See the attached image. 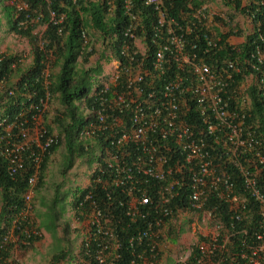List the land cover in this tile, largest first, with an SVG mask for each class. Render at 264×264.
Here are the masks:
<instances>
[{
	"label": "built area",
	"instance_id": "1",
	"mask_svg": "<svg viewBox=\"0 0 264 264\" xmlns=\"http://www.w3.org/2000/svg\"><path fill=\"white\" fill-rule=\"evenodd\" d=\"M172 1L144 0L154 14L145 39L137 34L141 22L133 1L118 0L127 21L110 75L93 88L92 108L79 133L83 139L101 138L102 159L79 203L87 205L89 219L99 225L85 240L79 261L60 264H158L167 233L181 217L200 220L186 226L194 239L186 256L175 263L187 264L194 257L195 264H224L219 252L226 250L234 226L225 227L216 203L206 207L210 199L225 203L231 219L258 216L262 231L255 233L249 254L241 256L247 264L264 262V192L258 186L264 136L246 124L252 108L250 86L264 102V13L255 25L234 8L235 19L207 4H188L190 18L182 23L169 15L166 4ZM104 2L112 12L116 0ZM26 6L17 2L18 9ZM239 14L247 24L238 23ZM239 29L243 33L236 34ZM253 32L249 58L210 60L225 45L236 50ZM53 142L54 137H48L41 151ZM22 149L13 145L2 150L11 176L24 168ZM35 181V174L29 176L31 186ZM182 192L188 205L177 207L175 213L170 204ZM29 199L27 193L25 200ZM114 213L118 220L127 219L126 227L141 225L125 245L118 237ZM207 219L216 223L209 242L198 238L207 236L200 227Z\"/></svg>",
	"mask_w": 264,
	"mask_h": 264
},
{
	"label": "trees",
	"instance_id": "2",
	"mask_svg": "<svg viewBox=\"0 0 264 264\" xmlns=\"http://www.w3.org/2000/svg\"><path fill=\"white\" fill-rule=\"evenodd\" d=\"M5 1L0 0L2 7L0 21L5 20L11 32L27 39L28 51L32 53V62L29 66L23 67L25 70H22L21 53L0 51V83L2 87V91H0V263L4 261L6 263L11 256L13 245L7 240L9 229H12L13 234L18 236L21 241H26L28 244H32L40 238L33 233L32 216L25 215L24 194L30 189L36 192L44 183L50 155L61 144L64 145L66 156L62 172L65 173L73 166L74 158L85 153L77 135L81 126L86 122V115H84L85 112L81 105L78 104L82 100L86 102L85 104L93 103L94 96L89 97L92 85L94 83L99 86L103 85L102 80L99 79L103 74L101 59L110 60L107 51H111L114 56L117 55L115 48L127 21V16L123 15L119 2L116 3L113 12L108 13L101 0H77L75 4L70 0H49L48 2L23 0L27 4V8L21 10L16 9L14 5H5ZM132 1L133 11L138 14L141 22V28L137 30V34L139 37H147L154 21L152 8L144 5V0ZM260 1L264 2V0H226V4L239 11L244 17L248 15L251 18L250 24L256 25L257 20L261 19L264 13V5L259 4ZM202 2L201 0H173L166 6L170 16L184 23L183 21L190 18L191 9L188 4L198 7ZM49 9L62 13V21L53 23L50 20ZM244 22L243 25L247 24V21ZM43 24L45 29L38 36L34 30L38 25ZM83 32L87 35V44L83 41ZM241 33L242 30L239 29L236 34ZM227 35L223 36V39ZM255 36V32L246 35L244 42L236 50H231L226 45L223 46L210 60L218 63L223 56L249 58L248 54ZM99 40L102 47L98 48L96 44ZM96 54H98V59L93 65L79 66L80 63L87 64L90 58ZM47 64L51 68H57V72L46 75L44 69ZM15 74H18V79L16 82H12L11 78ZM236 80L240 82L242 76L238 74ZM248 94L252 100V108L249 111L250 115L246 119V124L256 126L257 133L262 132L264 136V102L255 86L249 87ZM48 96L52 99L57 98L61 105L62 110L56 113L52 121L60 129L61 137L58 143L50 146L44 154H41L37 146L34 143L25 142V138L26 134L32 131L36 118L42 114L43 102ZM43 127L46 134H50L52 129L49 123L46 122ZM14 144H22L24 147L22 156L25 165L17 175L11 176L7 172V160L1 151L5 145L12 146ZM92 151L93 149H90L88 153L90 158ZM37 155L40 156L38 166L34 159ZM92 162L91 158L90 164ZM259 168L258 186L264 192V166ZM33 174H36L37 181L35 185L31 186L28 183V178ZM235 179L238 181L237 177ZM240 188L241 185H239ZM58 202L59 195L56 193L50 201L51 205H49L50 203L46 204L45 219L42 220L41 213L37 214L40 219L38 227L45 229L55 239H57L56 223L60 215V210L55 209ZM39 203L42 206L45 205L46 201L43 196L40 197ZM215 203L218 205L217 214L223 220L225 227L234 226L233 231H230V233L233 232V235L230 234V242H228L226 250L223 249L219 252L220 254L223 252L224 264H247L241 254H249L248 246L254 243L255 233L262 231V227L258 223V216L252 215L245 220L231 219L227 215V205L221 201L210 199L206 207L210 208ZM184 205L188 204L183 192L170 204L175 213L177 207ZM116 215V219L119 218ZM117 222L118 237L125 245L127 237L141 225L132 223L131 226L126 227L127 219H117ZM182 230H184L183 227L175 230L171 226L167 233L170 241L176 242L179 232ZM209 236L201 235L198 238L209 242ZM221 240L222 238L218 239L219 244H222ZM56 249L59 250L56 251L54 260L63 258L65 253L70 251L69 248L68 251L62 247ZM193 253H197L195 248ZM186 262L195 264V258L190 257Z\"/></svg>",
	"mask_w": 264,
	"mask_h": 264
},
{
	"label": "rangeland",
	"instance_id": "3",
	"mask_svg": "<svg viewBox=\"0 0 264 264\" xmlns=\"http://www.w3.org/2000/svg\"><path fill=\"white\" fill-rule=\"evenodd\" d=\"M203 1L202 4H207L210 9L213 11L223 15L224 17H232L236 18V13L227 8L226 0H201ZM6 5H11L12 1L7 0L4 2ZM2 7L0 6V17L2 15ZM240 15V19L238 21L239 24H243V16ZM43 26L39 25L34 30V32L39 36L43 31ZM97 47L100 46V40L97 41ZM28 42L25 37H21L8 29L7 22L5 20L0 21V51H12L13 53L19 52L21 57V65L22 67H27L31 64V53H28ZM101 49V48H100ZM98 59V54L94 57L90 58V61L87 64L82 65L80 63L79 66H88L93 65L96 60ZM101 64L103 67V72H108L111 68L110 61L103 58L101 59ZM54 71H56L54 69ZM12 82L16 80L18 74L13 75ZM0 91H2L1 83H0ZM80 106V104H78ZM61 109V105L57 98H53L50 102L46 105V113L44 118L38 119L35 128L26 135V142L27 143H38V129L44 125L46 122L52 127V133L59 134V128L53 124V118L57 112ZM66 150L64 145L62 144L57 148L55 152L50 155L47 169L45 171L44 176V183L41 187L35 192L31 193L30 199V209L31 213L34 212L36 215L41 213L40 216L42 220L45 219V207L46 204H49L51 199H53L54 195L58 193L59 195V202L55 205V209L57 211L60 210V215L57 220V239L50 236V234H45L43 232V236L41 240L35 243L33 246L22 248L16 244L15 238L12 237V241H14L15 246L14 250L12 251V256L6 264H44V259L37 255H41V248L46 245V242L50 240V247L48 248V253L53 257L58 251L56 248L59 247L68 251V248L71 249L76 243L78 238V225L75 221L74 216L68 209L69 205V195L71 190L78 187L85 185L88 181V174L90 171V161L91 158L87 154L78 155L74 158L73 166L66 171L65 173L62 172V166L65 160ZM43 196L44 200L46 201L45 205L42 206L39 201L40 197ZM51 205V203L49 204ZM48 205V206H49ZM38 209V210H37ZM62 209V210H61ZM39 215V214H38ZM33 216V214H31ZM39 220V219H37ZM181 221L182 226L184 228L194 220H200L190 218V217H181L179 218ZM215 222L213 220L207 219L205 224H200L202 231L206 233V235H210V233L215 228ZM196 237V235H195ZM194 234L192 232H187L186 229L183 230L175 245L174 249V258L177 259L179 256L184 258L189 251V244L193 241ZM42 245V247H41ZM56 247V248H55ZM171 252V250L169 249ZM168 253V252H167ZM51 258V257H50ZM172 256H167L165 254L162 258L161 264H169L171 262ZM170 260V261H169ZM52 261V260H51ZM49 262V261H48ZM51 264V263H49Z\"/></svg>",
	"mask_w": 264,
	"mask_h": 264
},
{
	"label": "clouds",
	"instance_id": "4",
	"mask_svg": "<svg viewBox=\"0 0 264 264\" xmlns=\"http://www.w3.org/2000/svg\"><path fill=\"white\" fill-rule=\"evenodd\" d=\"M7 1V0H6ZM5 1V2H6ZM12 1V4L11 5H14L15 7H16V9H18L17 8V2H19V1H22V2H25V1H23V0H11ZM44 1H46V2H48L49 0H44ZM73 4H75L76 2H77V0H75L74 2L72 1V0H70ZM104 4H105V2H104V0H101ZM118 2V0H116V3ZM202 4V3H201ZM200 4V5H201ZM6 5V4H5ZM106 6V5H105ZM227 6V8H230V10L232 9V11H233V7L232 6H229V5H226ZM115 7H116V5H115ZM26 8H27V6H26ZM107 9V8H106ZM18 10H21V9H18ZM114 10V9H113ZM54 12L55 13V16L54 17H52V15H51V12ZM48 12H49V16H50V20L53 22V23H57V22H61L62 21V19H63V14L62 13H57V12H55L54 10H52V9H49L48 10ZM107 12L108 13H112V12H109L108 10H107ZM39 15H41V14H39ZM53 18V19H52ZM216 19V18H215ZM217 20V19H216ZM39 26V25H38ZM41 26H43L44 28H43V30L45 29V25L43 24V25H41ZM37 28V27H36ZM243 31H245L244 29H243ZM243 33V32H242ZM36 34V33H35ZM83 34L86 36V41H85V38L83 37ZM41 35V34H40ZM139 37V36H138ZM141 37H143V36H141ZM145 37V36H144ZM148 37V36H147ZM147 37H145V39H147ZM82 38H83V41H84V43L85 44H87L88 43V40H87V35L85 34V32H83L82 33ZM140 38V37H139ZM242 43V42H241ZM240 43V44H241ZM28 53L30 54L31 52H29L28 51ZM107 56L110 58V64H111V68L109 69V71L108 72H103V74L99 77V79H101L102 80V82H104V81H106L107 80V78H108V76L110 75V72H111V69H112V60L116 57V56H114L113 55V53L111 52V51H107ZM31 62H32V53H31ZM29 66V65H28ZM22 70H25V68H21ZM54 69L56 70V71H54ZM57 68H51L50 66H49V64H47L46 65V68L44 69V72H45V74L46 75H48V74H54L55 72H57ZM14 77V76H13ZM18 79V77L16 78V80ZM16 80L14 81V82H16ZM11 81H12V78H11ZM98 84H96V83H94L93 85H92V87H91V90H90V93H89V97L91 98L92 96H94V92H93V88L95 87V86H97ZM52 99V97H50L49 98V96H48V98L46 99V101L45 102H43V109H42V114L41 115H39L37 118H36V120H35V123H34V126H33V129L35 128V126H36V123H37V121H38V119H40V118H44V115H45V113H46V105L50 102V100ZM86 102H84V100H82L81 101V103H80V105H81V108H82V110H83V112H85V114L84 115H86V118H85V120H86V122H85V124L87 123V120H88V111L92 108V104H90V103H88V104H85ZM84 124V125H85ZM84 125H82L81 126V128L79 129V131H78V135H77V139H78V141H79V143H81V145H82V147H83V149L85 150V153L84 154H87L88 155V153H89V151H90V149H93V151H92V156H91V158H92V160H93V162H92V164H90V171H89V174H88V181H87V183L85 184V185H82V186H78V187H76V188H74V189H72L71 190V193H70V195H69V205H68V209L70 210V212L72 213V215L74 216V218H75V221H76V223H77V225H78V238H77V243L70 249V251L69 252H66L65 253V256L63 257V258H61V259H55L54 260V256L52 257L51 256V258H50V260H49V262H48V264L49 263H51V264H60V263H76V262H78L79 261V259L82 257V253H83V251H84V249H83V245H84V242H85V240L86 239H88L89 238V234H91L93 231H96L97 230V227H98V223H96V222H92L90 219H89V213H88V207H87V205L85 204L84 206L83 205H79V203L81 202V199H82V196L84 195V193L87 191V190H89L90 188H91V182H92V179H93V177L95 176V168H96V166H97V164H98V162H100V160L102 159V155H103V152H102V146H101V143H100V141H101V138L100 139H94V140H91V139H83V138H80V135H79V133H80V130L83 128V126ZM44 125H42L39 129H38V143L36 144V141L34 142V144L37 146V148L39 149V151H40V153L41 154H44V152L45 151H47L49 148H50V146H52V145H55L56 143H58V141H59V139H60V137H61V135H60V133L59 134H54V133H52V130L50 131V134L48 133V134H46V132H45V128L43 127ZM50 128L52 129V127L50 126ZM32 129V130H33ZM60 130V129H59ZM31 132V131H30ZM29 132V133H30ZM28 133V134H29ZM28 134H26V135H28ZM48 137H54V139H55V142H53V143H51V145L45 150V151H41V148H40V145L41 144H43L44 143V141L48 138ZM42 139V140H41ZM25 140H26V138H25ZM26 142V141H25ZM14 145H16V144H14ZM17 145H22V144H17ZM62 145V144H61ZM7 145H5L4 147H6ZM13 146V145H12ZM3 147V148H4ZM23 147V146H22ZM24 148V147H23ZM3 150V149H2ZM2 152V151H1ZM23 154H22V151H21V157L23 158V156H22ZM5 157V156H4ZM36 157H38V161H37V166H38V163H39V160H40V156L39 155H37ZM35 157V158H36ZM77 157V156H76ZM90 157V156H89ZM6 158V157H5ZM34 158V159H35ZM7 160V159H6ZM24 160V159H23ZM25 165V164H24ZM72 167V166H71ZM70 167V168H71ZM24 169V168H23ZM22 169V170H23ZM21 171V170H20ZM19 171V172H20ZM8 172V171H7ZM35 176H36V174H35ZM36 181H37V176H36ZM35 181V182H36ZM33 185H35V183L33 184ZM32 185V186H33ZM32 192H34L32 189H30L27 193H29L30 194V199H31V193ZM27 193H25L24 194V197L26 196V194ZM30 199L28 200V201H26V209L24 210V212H25V215H30L31 216V214H33V216L31 217L32 218V220H31V224L33 225V233H35V234H37L38 236H40V238L38 239V240H36L34 243H32V244H28L26 241H21L20 239H19V237L18 236H15L14 234H13V231H12V229H9L8 231H7V240H8V242H11L12 243V245H13V248L11 249V256H12V251L14 250V246H15V243H14V241H12V237H14L15 238V242H16V244L17 245H19L20 247H22V248H27V247H30V246H33L35 243H37L39 240H41V237L43 236V232L44 231H46L45 229H43L42 227L41 228H39L38 226H39V224H40V219L37 217V215H35V213L34 212H32L31 213V209H30ZM23 212V213H24ZM37 219H39V220H37ZM176 221H177V223H176V226H175V230H179L181 227H183V229L185 230L186 229V227L184 228V226H182V224H181V221L179 220V218H176ZM181 225V226H180ZM38 229H39V231H38ZM183 231V230H182ZM181 231V232H182ZM186 231H187V229H186ZM47 232V231H46ZM181 232H179V235H180V233ZM187 232H189V231H187ZM47 233H49V232H47ZM4 238H6V237H4ZM178 239V238H177ZM176 242H178L177 240H176ZM176 242H173V241H170V239H169V237H167V246H166V248L161 252V254H160V256H159V261H158V264H161V261H162V258H163V256L165 255V254H167V256H172V259H171V262H169V264H174L175 262H176V260L178 259H175L174 258V249H175V245H176ZM21 245H24V246H21ZM169 249L171 250V252L169 251ZM167 250V251H166ZM66 251V250H65ZM166 252V253H165ZM168 252V253H167ZM56 255V254H55ZM11 256L9 257V259L7 260V261H9L10 260V258H11ZM52 260V261H51ZM6 261V262H7ZM170 261V260H169ZM0 264H6L5 263V261L3 262V263H0ZM175 264H177V263H175Z\"/></svg>",
	"mask_w": 264,
	"mask_h": 264
},
{
	"label": "crops",
	"instance_id": "5",
	"mask_svg": "<svg viewBox=\"0 0 264 264\" xmlns=\"http://www.w3.org/2000/svg\"><path fill=\"white\" fill-rule=\"evenodd\" d=\"M45 234H48L46 231H44ZM42 247V245H41ZM50 247V240L46 242V245L41 248V255H37L36 257L39 258L42 257L44 259V264H48V261L50 260L51 255L48 253V248ZM167 251V250H166ZM166 253V252H165Z\"/></svg>",
	"mask_w": 264,
	"mask_h": 264
}]
</instances>
